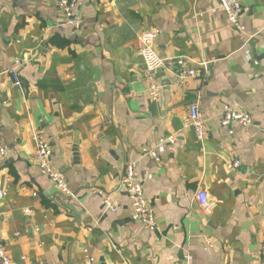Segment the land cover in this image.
I'll list each match as a JSON object with an SVG mask.
<instances>
[{"label":"crops","instance_id":"crops-1","mask_svg":"<svg viewBox=\"0 0 264 264\" xmlns=\"http://www.w3.org/2000/svg\"><path fill=\"white\" fill-rule=\"evenodd\" d=\"M232 26L216 0H77L82 25L54 0H0V247L12 264H260L264 234V0H238ZM159 31L160 57L208 63L206 83L156 69L150 98L135 52ZM18 73L20 84L13 79ZM197 101L202 141L181 117ZM252 125L220 124L222 105ZM176 135L154 161L160 135ZM38 135L74 197L57 193L37 164ZM234 159L240 166L228 169ZM131 163L155 229L132 218L115 191ZM98 189L116 212H104ZM204 190L211 208L194 198ZM93 260L85 258V252ZM1 264V263H0Z\"/></svg>","mask_w":264,"mask_h":264},{"label":"built area","instance_id":"built-area-1","mask_svg":"<svg viewBox=\"0 0 264 264\" xmlns=\"http://www.w3.org/2000/svg\"><path fill=\"white\" fill-rule=\"evenodd\" d=\"M219 7L224 11L228 21L234 27L238 25L242 7L238 0H216ZM57 5L63 21L74 31H78L82 25L81 21L75 14L77 7V0H54ZM159 31L155 28H148L141 31L136 37L135 52L145 65L144 77L150 82L147 88L148 94L151 99L156 100L159 98L161 87L153 81L154 73L158 68H164L168 71H176L177 79L180 83L184 82L187 78H197L201 83H206L210 76L208 63L200 61L198 68L190 66V59L185 56H175L172 58L160 57L155 48V39ZM13 79L15 84L19 85L20 81L18 73L13 71ZM232 122H236L242 127L252 125L253 119L247 111L238 110L230 105L224 104L221 108L220 124L227 126ZM183 128L192 129L195 139L202 141L207 135L206 121L198 108L197 101L191 102L187 105L184 114L181 117ZM37 139V145L34 151V157L42 169L44 174L53 183L57 193L65 197H74L73 192L69 189L66 178L59 169L55 168L50 160L49 148L40 140L38 135L34 136ZM176 143V135H160L153 147L148 150V155L156 162L160 161V155L167 145ZM4 153V149L0 148V155ZM240 166V160L234 159L226 164L228 169H235ZM122 190L129 201L131 208L132 218L136 222L144 225L149 230L155 229L154 214L149 206L148 200L145 196L144 189L141 182L136 176L134 167L131 163H125L122 175L118 181L116 192ZM98 194L101 198L102 208L104 212H116L117 205L110 192L98 189ZM2 194V192H0ZM197 205L207 211L211 208L208 201L207 193L199 189L194 195ZM85 252V258L88 261L93 260L92 257ZM0 263L12 264L8 252L0 247ZM259 263L264 264V234L261 240L259 249ZM183 264H193V257L190 253L184 255Z\"/></svg>","mask_w":264,"mask_h":264}]
</instances>
